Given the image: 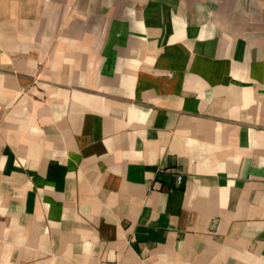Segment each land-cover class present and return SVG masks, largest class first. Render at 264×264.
Wrapping results in <instances>:
<instances>
[{
  "label": "crops",
  "instance_id": "1",
  "mask_svg": "<svg viewBox=\"0 0 264 264\" xmlns=\"http://www.w3.org/2000/svg\"><path fill=\"white\" fill-rule=\"evenodd\" d=\"M0 264H264V0H0Z\"/></svg>",
  "mask_w": 264,
  "mask_h": 264
},
{
  "label": "built area",
  "instance_id": "2",
  "mask_svg": "<svg viewBox=\"0 0 264 264\" xmlns=\"http://www.w3.org/2000/svg\"><path fill=\"white\" fill-rule=\"evenodd\" d=\"M179 181H180V178H179Z\"/></svg>",
  "mask_w": 264,
  "mask_h": 264
}]
</instances>
